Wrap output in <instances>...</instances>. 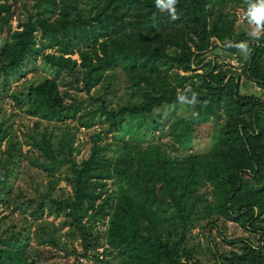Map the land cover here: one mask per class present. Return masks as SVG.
Segmentation results:
<instances>
[{
  "label": "trees",
  "instance_id": "1",
  "mask_svg": "<svg viewBox=\"0 0 264 264\" xmlns=\"http://www.w3.org/2000/svg\"><path fill=\"white\" fill-rule=\"evenodd\" d=\"M227 2L247 12V0H178L175 18L156 0H0V95L45 119L75 116L91 126L98 115L106 123L77 163L57 159L47 131L31 132L23 151L0 111V204L34 219L45 210L64 212L63 223L85 249L99 243L87 218L102 217L99 246L117 264H264V31L256 40L235 30ZM242 41L250 54L240 71L207 58L215 47L235 50ZM38 59L52 74L13 90V82L37 69ZM242 75L258 88L250 84L243 92ZM62 83L86 92L87 103L96 106L81 110L86 98L65 101ZM189 85L197 94L194 105L177 96L192 100ZM162 105L172 107L165 133L173 146L209 121L218 124L214 142L205 151L169 157L155 141L142 146L129 140L126 131L137 117L143 130L164 125L152 115ZM107 133L110 140H104ZM60 141V151H71L67 138ZM33 147L48 159L49 177L56 163H70V192L53 195L51 177L36 194L15 189L10 176L23 158L31 159ZM226 221L257 234V241L229 236ZM196 226L205 237L204 253L191 237ZM29 240L28 231L2 229L0 264H35Z\"/></svg>",
  "mask_w": 264,
  "mask_h": 264
},
{
  "label": "rangeland",
  "instance_id": "2",
  "mask_svg": "<svg viewBox=\"0 0 264 264\" xmlns=\"http://www.w3.org/2000/svg\"><path fill=\"white\" fill-rule=\"evenodd\" d=\"M225 9L234 13L235 30L247 31L248 33L251 31L252 25L249 24L246 18V11L244 8H234L231 2H227ZM243 14H245V16H243ZM12 23L15 25L16 21L14 20ZM76 56L77 54H73V57ZM211 57L216 58L224 67H232L240 71L247 56L239 52L238 49L229 50L215 47L207 51V58ZM37 64L36 70L28 72L21 80L13 82V90H21L28 83L39 81L44 76L52 74V68L42 59H38ZM69 78L70 77H68L66 73L63 74V79L70 81ZM241 82V90L243 92L250 90V84L258 88L243 75ZM61 88L63 92L69 93L65 98L67 102H71L73 98H86L81 110L82 108L92 109L96 106L95 104L87 103L88 94L86 92L78 90L76 87L70 85H64L63 83L61 84ZM25 107L26 104L24 103L22 108L15 104L10 97L0 95V111L4 117L7 118L6 124L10 125L11 136L14 135L15 138L20 141L23 151L27 150L30 146L26 139L30 140L29 134L31 132L41 133L42 131H47L51 132L53 136L52 140L54 141L55 153L58 156L57 159L68 157L80 163L89 153L90 139L93 132L106 127V123L98 118V115H96L93 125L85 126L80 125L76 121L75 116H69L65 121L45 119L39 116V114L29 113ZM171 108V105H162L153 109L152 115L154 118L162 120L164 124L157 129L143 130V128L140 127V118L137 117L133 119V125L126 131L127 138L142 146L155 141L162 147L163 154L169 157H182L190 150L205 151L216 138L218 124L214 123L213 125L210 121L208 123L201 122L198 132H190L186 138L182 141L175 142L173 146L171 144L173 142L172 137L165 133V127L171 118ZM37 120L39 123L38 126L35 127L34 124ZM73 124L76 125V127H73ZM102 137H104V135ZM64 138H67V143L70 145L71 151L69 148L63 151H60V148H58V143L61 142V139L64 140ZM104 140H110V133H107ZM117 144L119 143L117 142ZM117 144L113 141V145H115L116 148L120 147ZM4 146L5 140L2 143V147ZM27 154L31 156V159L29 157L23 158L16 171L18 173L14 176H10L14 181L16 190L17 188H22L29 195L36 194L35 189L39 188L44 190L51 177L57 182V186L53 190V195H65L70 192L71 185L68 183V178L72 171L70 163L67 160L56 163L55 176L49 177L44 168V165L47 166L49 162L48 159L41 155L39 150L34 147L29 149ZM66 218L67 215L64 212L56 214L48 213L47 210H45L41 216L34 219L31 218L27 210H15L5 204H0V232L4 228L9 230L23 229L25 233L28 231L30 236L28 251L29 254L35 256V264H117L116 257L112 254H107L103 246H99V243L104 242L103 231L105 229L106 220L99 216L95 219H93L94 217L92 216L87 218L86 223L92 224V229L96 231L99 236L97 239L99 243L95 247L85 249L79 236L71 233L68 225L63 223ZM223 227L229 236L243 235L255 241L258 239L257 234L246 230L235 222L226 221ZM191 237L194 241H199L201 253H204L205 237L198 226L192 228ZM95 256H98L102 260L96 262Z\"/></svg>",
  "mask_w": 264,
  "mask_h": 264
},
{
  "label": "clouds",
  "instance_id": "3",
  "mask_svg": "<svg viewBox=\"0 0 264 264\" xmlns=\"http://www.w3.org/2000/svg\"><path fill=\"white\" fill-rule=\"evenodd\" d=\"M178 0H156V5L162 11H167L171 14L173 18L176 17V5ZM248 8L246 12V18L250 25H252L251 31L248 35L258 40L260 38L261 32L264 31V0H247ZM238 49L243 55L247 56L250 54V49L247 41H242L238 44L232 45ZM186 92H190L192 94L193 99L188 100L187 94H179L178 91V99L182 102H185L189 105H194L197 102V94L193 91L191 86H186Z\"/></svg>",
  "mask_w": 264,
  "mask_h": 264
},
{
  "label": "built area",
  "instance_id": "4",
  "mask_svg": "<svg viewBox=\"0 0 264 264\" xmlns=\"http://www.w3.org/2000/svg\"><path fill=\"white\" fill-rule=\"evenodd\" d=\"M243 16H245V14H243Z\"/></svg>",
  "mask_w": 264,
  "mask_h": 264
}]
</instances>
